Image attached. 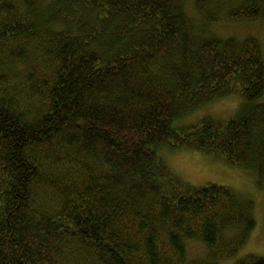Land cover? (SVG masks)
I'll list each match as a JSON object with an SVG mask.
<instances>
[{"label": "trees", "instance_id": "trees-1", "mask_svg": "<svg viewBox=\"0 0 264 264\" xmlns=\"http://www.w3.org/2000/svg\"><path fill=\"white\" fill-rule=\"evenodd\" d=\"M0 0V264H219L257 227L231 187L192 186L163 146L264 181V59L256 38L199 34L185 0ZM232 22L264 19V0ZM240 94L225 122H175ZM260 182V183H261ZM188 241L209 249L190 259ZM234 264H264L246 255Z\"/></svg>", "mask_w": 264, "mask_h": 264}, {"label": "rangeland", "instance_id": "rangeland-1", "mask_svg": "<svg viewBox=\"0 0 264 264\" xmlns=\"http://www.w3.org/2000/svg\"><path fill=\"white\" fill-rule=\"evenodd\" d=\"M53 0H43L46 8ZM240 4L221 2L214 6L219 21L205 26V20L195 8V0H185L184 8L187 14L195 21L199 34L218 38H236L241 41L248 37L256 38L262 48L264 59V19L253 22H231L228 13ZM248 101L240 94L226 96L214 102L205 104L202 108L193 111L175 122L176 128L193 126L204 119L212 118L225 122L236 118L249 105ZM264 103V97L257 101ZM160 156L168 164L171 172H174L183 182L192 186H207V184H219L231 187L240 192L255 203L257 227L252 232V237L242 248L236 257L230 260H222L219 264H234L235 261L246 255L264 257V181L258 178L252 169H244L232 166L224 159L215 158L198 150L174 148L163 146L158 149ZM261 182V183H260ZM188 257L190 259L206 258L209 249L201 242L188 241Z\"/></svg>", "mask_w": 264, "mask_h": 264}]
</instances>
